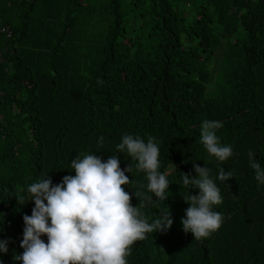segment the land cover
<instances>
[{"label": "trees", "instance_id": "16d2710c", "mask_svg": "<svg viewBox=\"0 0 264 264\" xmlns=\"http://www.w3.org/2000/svg\"><path fill=\"white\" fill-rule=\"evenodd\" d=\"M204 120L223 123L227 160L200 142ZM125 134L158 142L165 201L135 197L152 194L116 149ZM250 150L264 168V0H0V239L10 240L0 264H21L28 185L74 176L82 154L132 165L122 187L149 222L172 213L171 228L135 242L127 264H264V184ZM193 162L223 198L221 227L201 240L181 225L183 196L198 192L181 179ZM221 167L233 178L218 180Z\"/></svg>", "mask_w": 264, "mask_h": 264}, {"label": "clouds", "instance_id": "9594fccd", "mask_svg": "<svg viewBox=\"0 0 264 264\" xmlns=\"http://www.w3.org/2000/svg\"><path fill=\"white\" fill-rule=\"evenodd\" d=\"M222 127L223 123L216 120H204L200 126V142L220 162L234 154L232 146L221 144L216 134ZM103 139L101 136L98 143L102 144ZM116 149L126 152L137 162L136 170L146 174V191L152 195L134 192L135 197L143 196L149 204L165 201L170 183L160 171L158 142L151 136L145 142L140 136L125 134ZM248 158L256 181L264 184V168L251 150ZM70 166L74 176L65 175L54 184L47 175L28 185L27 199L20 197V204L31 200L34 207L31 215L23 216V238L19 245L23 252L14 254L13 260L21 264H127L126 257L135 242L154 232L165 233L173 225L168 207L149 222L141 210L145 203L132 206L130 194L122 187L132 183L125 174L132 172V165L121 169L117 155L106 161L93 154L76 155ZM193 171L194 176L181 172L183 185L198 189L195 194L188 191L183 196L189 206L181 225L185 233L201 240L221 227L224 218L214 206L222 204L223 198L209 168L193 162ZM216 178L227 181L233 178V171L221 167ZM42 236L47 237V243ZM9 243V239H0V254L8 252Z\"/></svg>", "mask_w": 264, "mask_h": 264}]
</instances>
